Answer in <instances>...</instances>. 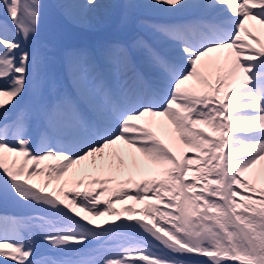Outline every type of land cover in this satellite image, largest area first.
<instances>
[{
	"label": "snow or ice",
	"instance_id": "snow-or-ice-1",
	"mask_svg": "<svg viewBox=\"0 0 264 264\" xmlns=\"http://www.w3.org/2000/svg\"><path fill=\"white\" fill-rule=\"evenodd\" d=\"M58 6L118 27L138 8L193 16L66 50L62 77L42 0H0V198L37 210L0 213V264H264V42L247 26L264 0Z\"/></svg>",
	"mask_w": 264,
	"mask_h": 264
},
{
	"label": "bare ground",
	"instance_id": "bare-ground-1",
	"mask_svg": "<svg viewBox=\"0 0 264 264\" xmlns=\"http://www.w3.org/2000/svg\"><path fill=\"white\" fill-rule=\"evenodd\" d=\"M104 2H108V0H104ZM132 13H135V14H138V15L144 14L143 16H146L147 18H141V19L150 20V21H153V22H160V23H182L185 18L189 17L192 14V13H189V12H179V13H176V14L173 15V14H168V13L156 12L154 10L147 9V8H138V9L133 10ZM150 15H153V17H151L149 19V16ZM108 16L109 15H107L105 12H103L101 10H98L93 15L94 18H96V17H103L102 18L103 21L104 20H107ZM136 21L135 22L131 21V23L129 25L126 24V34L125 35L131 34V36H134L135 37L138 34L139 29L137 27ZM115 24H117V19L115 21ZM247 26L253 32L257 31L258 34H260L261 39L264 42V27H262L260 25H257L255 22H248L247 23ZM86 32H88V31L85 30V33ZM102 37H107L106 36V33H103L102 34ZM129 40H131V39H129ZM218 55H220V54L218 53ZM159 131L162 134V136H164V138L167 139V141H165V142H168V132H167V129H160ZM32 182H34V183H40L41 182L40 177H37ZM24 206H30V207L34 208L31 205H27V204L23 203L22 201H19L18 198L17 199H14L11 196H9L6 200L3 199V198H0V209L1 210L9 209V207H13V208H16V209L19 210L20 207H24ZM116 207L117 208H120L121 205H116ZM136 208H138V206Z\"/></svg>",
	"mask_w": 264,
	"mask_h": 264
},
{
	"label": "rangeland",
	"instance_id": "rangeland-1",
	"mask_svg": "<svg viewBox=\"0 0 264 264\" xmlns=\"http://www.w3.org/2000/svg\"><path fill=\"white\" fill-rule=\"evenodd\" d=\"M42 2H43V0H42ZM46 2L50 6V8H52V9H57L56 7L59 4V0H46ZM78 2L83 3L84 0H81V1L78 0ZM44 10H43L44 19H43V24H42V37L43 38H46V37L49 38V35H51L52 37L55 36L57 38V50H58V53L56 52V58H57L60 53L64 54L65 51H63V48L65 46L76 45L77 43L82 41V37L77 35V34H74L71 31L65 32V30L67 28L64 27L63 25L59 24V23H56L51 18L48 19V15L46 14V12ZM133 15H136V14H133ZM89 21L91 24H93L91 17H89ZM111 21H113L112 17L110 18V22ZM215 56H217V53H212L210 55V57L207 59L209 61H212V60H214L213 57H215ZM54 71L59 73L57 61L54 64ZM45 251H48L50 253V255H56L55 253L52 252V250L50 248L48 250H44V251L40 252V254L45 252Z\"/></svg>",
	"mask_w": 264,
	"mask_h": 264
}]
</instances>
